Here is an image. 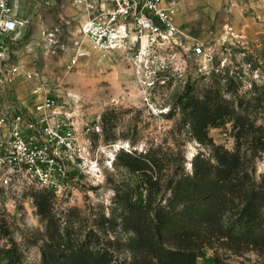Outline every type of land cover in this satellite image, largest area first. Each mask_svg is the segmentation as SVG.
<instances>
[{"label": "rangeland", "instance_id": "374dc122", "mask_svg": "<svg viewBox=\"0 0 264 264\" xmlns=\"http://www.w3.org/2000/svg\"><path fill=\"white\" fill-rule=\"evenodd\" d=\"M14 1L26 23L15 61L43 73L48 90L59 96L54 121L74 145H57L51 155L59 168L57 186L48 190L53 194L29 187L25 178L13 177L5 185L0 171V246L14 242L26 264H43V253H52L56 228L60 233L54 242H63L69 231L73 246L92 243L114 252L129 242L132 235L120 226L121 218L128 214L127 202L145 199V189L140 175L124 167L123 154L175 148L172 139L180 134L187 141L180 147L189 171L197 154L209 157L208 148L188 142L187 112L180 101L201 95L202 87L214 81L228 79L232 93L262 101L255 110V141L246 148L258 156L257 180L264 176L259 141L264 144V0H164L177 6L175 22L184 35L173 52L152 55L139 53L141 44L131 41L96 48L84 32L89 16L84 0ZM196 47L202 48L200 55ZM13 92L15 102L33 117L37 110L30 86L18 84ZM209 136L234 151L231 124L210 128ZM41 194H50L47 216L37 206ZM113 217L118 225L110 221ZM121 254L115 262H133L128 253ZM197 264H264V246L216 242Z\"/></svg>", "mask_w": 264, "mask_h": 264}, {"label": "trees", "instance_id": "16d2710c", "mask_svg": "<svg viewBox=\"0 0 264 264\" xmlns=\"http://www.w3.org/2000/svg\"><path fill=\"white\" fill-rule=\"evenodd\" d=\"M227 80L204 85L202 96H188L185 102L181 98L188 142L210 150L209 157L195 156L191 171L180 147L187 141L180 134L172 139L178 144L175 148L152 146L145 154H123L124 167L140 175L145 189V199L127 202L128 214L121 218L120 226L132 235L129 242L114 252L92 243L73 246L69 231L63 242H54L60 233L56 228L50 236L52 253H43V264H119L115 260L124 252L132 257L130 264H197L202 252L216 242L264 246V176L257 180L258 156L246 148L255 141L259 121L255 110L262 101L232 93ZM225 124L235 132L234 151L217 146L209 136L210 128ZM50 194L37 197L41 216L51 211ZM110 221L118 225L114 217ZM0 264H26L14 242L0 246Z\"/></svg>", "mask_w": 264, "mask_h": 264}, {"label": "built area", "instance_id": "2783aa9c", "mask_svg": "<svg viewBox=\"0 0 264 264\" xmlns=\"http://www.w3.org/2000/svg\"><path fill=\"white\" fill-rule=\"evenodd\" d=\"M89 14L84 32L95 47L114 48L115 44H141L139 53H168L179 48L184 35L176 26V7L164 0H84ZM26 27L13 0H0V171L1 181L25 178L29 187L51 190L57 186L59 170L51 157L56 146L73 147L63 135L57 118L58 95L48 90L44 75L15 61V46ZM201 47L195 53L200 55ZM77 60L72 61V66ZM30 86L36 114L28 116L13 89ZM52 191V190H51Z\"/></svg>", "mask_w": 264, "mask_h": 264}, {"label": "crops", "instance_id": "0c3cea01", "mask_svg": "<svg viewBox=\"0 0 264 264\" xmlns=\"http://www.w3.org/2000/svg\"><path fill=\"white\" fill-rule=\"evenodd\" d=\"M14 1V0H13ZM14 3L16 4V2L14 1ZM16 6H17V4H16ZM18 7V6H17ZM22 19V18H21ZM23 20V19H22ZM23 21H25V20H23Z\"/></svg>", "mask_w": 264, "mask_h": 264}]
</instances>
